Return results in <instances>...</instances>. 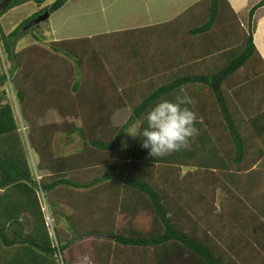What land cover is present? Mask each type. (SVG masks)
Segmentation results:
<instances>
[{
    "label": "trees",
    "instance_id": "obj_1",
    "mask_svg": "<svg viewBox=\"0 0 264 264\" xmlns=\"http://www.w3.org/2000/svg\"><path fill=\"white\" fill-rule=\"evenodd\" d=\"M68 1L43 5L45 0H12L0 12V213L5 212L0 215V243L25 248L23 256L39 264H233L217 251L225 228L218 235L215 225L224 214L210 219L201 215L211 212L208 186L213 193L215 188L226 190L227 183L248 184L253 175L235 171L252 169L253 162L260 160L252 154L257 147L254 140L264 143V111L252 113L247 132L230 112L221 83L244 67L249 70L244 78H264V62L252 34L254 13L264 0L251 7L246 31L235 37L239 42L233 57L215 74L182 75L163 85L153 82L156 73L138 65L149 59L146 53L138 49L126 57L122 52L134 47L133 40L149 38L140 31L163 30L169 39L180 33L210 38L219 25L224 26L221 31L241 27L228 0H197L157 29L49 42L33 34L35 42L17 49L25 25L43 13L51 16ZM29 2L43 6L6 32L1 17ZM3 57L9 63L5 72ZM7 79L21 106L40 180L31 169L20 125L7 100ZM187 82L211 87L216 105H210L209 114L222 120L203 125L201 106L196 123L199 134L190 148L162 158L149 157L139 138L127 142V131L143 124L144 114L155 103ZM49 114L58 120L43 121ZM74 135L81 141L78 150L56 151L57 136L59 142L65 136L68 143ZM240 164L245 167L238 168ZM182 169L187 172L180 173L179 179ZM41 192L53 219L54 236L45 221ZM192 202L197 204L195 218L184 212ZM63 206L68 213L60 211ZM145 224L153 225L154 233ZM149 248L154 250L150 256L145 251ZM8 262L19 264L14 258Z\"/></svg>",
    "mask_w": 264,
    "mask_h": 264
},
{
    "label": "crops",
    "instance_id": "obj_2",
    "mask_svg": "<svg viewBox=\"0 0 264 264\" xmlns=\"http://www.w3.org/2000/svg\"><path fill=\"white\" fill-rule=\"evenodd\" d=\"M195 1L197 0H146L147 11L150 9V12H153L152 14L154 15V17L155 15H159L161 13H170L173 16L171 18L163 16V19L152 17L150 20L142 21L139 23L135 22L126 25H119L115 28H112L111 25H109V27H107L108 25H105V28L102 30L105 32L100 31L97 34L108 33L112 31H125L132 29L135 30L153 26H155V29H157V25L170 21ZM228 1L237 14L241 27H243V29L245 28L244 30L246 31L249 19V11L253 5L259 2V0ZM159 3L164 4L160 6V8H157L156 6ZM155 4L156 6L154 8L153 5ZM36 8H38L37 5L34 6V9L31 10L24 19L35 13L37 11ZM62 8H60L54 14H58V12ZM73 13L76 12L74 11ZM51 17L52 15L48 20H50ZM23 20H18V23ZM106 20V22L110 21L108 18H106ZM253 21V42L264 62V5L255 11ZM49 22L53 34L51 39H46L47 42H49L50 40L69 38L71 34L68 35L61 32L63 24H60L58 26L53 25L52 21ZM223 27H220V29L217 30H221V28ZM227 30L229 31L225 30L219 33H211L210 38L186 37L184 34L180 33V35L174 39H169V36L163 30H145V33L149 34V38L145 42H141L139 39L133 40L131 42V46L134 47H131L129 49V52L124 51L122 52V54L126 55V57H129L134 53L133 51H137L138 49L146 53L149 59L145 63H139L138 65L144 66L148 73H156L155 75L152 74L154 76L153 82L156 84H170L172 80L182 75L212 76L220 68H222L229 59L233 57V53L236 50L235 43L237 40L234 37L235 32H233L231 29ZM153 32L155 33V35ZM142 33L143 31L138 32V34ZM61 34L64 36H62ZM155 43H157V48H155ZM135 61L136 60H132L130 62L134 65ZM159 63L161 65H159ZM246 68L247 67L240 68L229 77H227V79L221 83V89L223 90L224 97L230 112L234 116L238 117V119L240 118V122L238 125L244 126L246 128V131L249 132V119L251 118L252 113L260 114L262 110L264 111V78H258L259 80H253L252 78H248L247 76L246 78H244V74L249 73V70L246 72ZM261 73H263L264 75V65L262 64ZM180 94H186L194 100V104L190 107L198 115L201 114L204 116V118L202 117L203 125H209L206 124L209 122H215L216 124L217 121L222 120V118L219 116L217 118H212L209 114L210 105H216V102L214 100L215 98L212 89L207 83H182L180 85H177L176 89L168 92L167 95H164L162 100H174V98ZM201 106L204 107L205 111H200ZM258 119L260 118H257V120ZM261 119L262 122H264V119ZM224 133L226 132H223L222 134ZM125 137L127 138V142L132 143L133 137H131L128 133ZM59 138L60 137H58V140ZM56 140L57 138L55 139V142ZM254 141L257 142V147L256 150L253 151L252 155H256L255 157L260 158V160L253 162L251 166L252 169L242 170L241 172H238L237 170L235 171V173L239 174L241 173L253 175V177L249 179L250 182L254 181L257 178L256 175L258 173L264 172V154H261V157L259 156V153L264 149V143H262L260 138ZM70 152H64V154ZM240 166L245 167L244 164H240L238 168H240ZM193 171L194 173H197V171ZM186 172V169H182L181 172L179 171V173L184 174ZM248 185L250 184L248 183ZM60 211L68 213V209L64 208V206L60 207ZM1 214L4 216L5 212L2 211L0 215ZM4 220L5 219L3 218L1 221ZM217 220L221 221V223H226L225 225L221 224L219 226V232H221L224 228L226 232L224 231V234H221L218 238L220 239V241H217V245L219 244L221 246L218 247L217 251L224 257L227 263L264 264V215H254L251 213L227 216L221 215V219ZM229 229H232L234 232H230ZM148 230L154 233V226L149 225ZM222 238L223 241L221 240ZM223 246H225V248H223ZM151 250L153 254L154 250ZM26 251L27 250L25 248L19 249L15 247H6L0 243L1 264H7V262H10V260L13 258L18 259L19 264H39L37 263L38 261L30 262V256L24 257L23 253H25Z\"/></svg>",
    "mask_w": 264,
    "mask_h": 264
},
{
    "label": "rangeland",
    "instance_id": "obj_3",
    "mask_svg": "<svg viewBox=\"0 0 264 264\" xmlns=\"http://www.w3.org/2000/svg\"><path fill=\"white\" fill-rule=\"evenodd\" d=\"M52 1L53 0H45L43 5H48ZM163 4L164 3L161 4L159 3L157 4V6L156 4L153 6L154 8L155 6L157 8H160V6H162ZM34 6H35L34 3L29 2L28 4H23L20 7L9 10L1 17V24L3 26V29L7 32L12 30L18 23V20H23L25 16L31 10L34 9ZM41 7H38L39 10ZM38 8H36L37 11ZM74 11L76 13H73ZM152 13L150 12V9L147 11L146 0H69L63 6V8L58 12V14H52L50 20H43L36 25L37 28L33 26L35 28L31 27L25 30L24 31L25 35L18 42L17 49H20L24 46H27L35 42L33 34H37L38 36L40 35L45 39H51L53 33H52V29L50 28L49 21H52L53 25L59 26L60 24H63V28L61 29V32L63 34H68V35L71 34L69 38H72L78 36L83 37V36H92L94 34L96 35L105 28V25H108L107 27L111 25L112 28H115L119 25H126L135 22L139 23L142 21L150 20L152 17L163 19V16L169 18L173 16L170 13L169 14L161 13L159 15H155L154 17ZM106 18H108L110 21L106 22L107 21ZM220 26L223 27L222 25ZM231 30L235 32L234 37H239L242 34L241 32L243 31V27L241 28L240 26L235 25ZM220 31L221 30H217L216 28V30L213 33H219ZM238 42L239 41H236L235 45H237ZM156 44L157 43H155V48H157ZM3 58L4 59H1V64H2V69L5 72L6 68H8L9 66V63L7 62L5 57ZM6 90L8 97L7 100L13 106L14 115L17 119L18 124L20 125L21 139L25 148L27 159L30 161V166L31 164L36 165L37 156L30 144L27 126L25 125L24 120L22 119V115L20 111L21 106L18 102L17 95H16L17 98L15 97V91L9 79H7ZM48 120H58V117H56V115L54 114H49L46 118L43 119V121H48ZM60 141L61 142H59L57 136V140L55 142L56 143L55 147L57 152L64 153V152L76 151L81 146V141L77 135L72 136L71 141H68V143H67V138L65 136H62ZM218 176L221 177L222 175H218ZM256 176L257 178L254 181L249 182L250 185L241 181L239 185L236 186L228 185L227 183L226 190L223 188H215L213 190V193L211 187L208 186L207 187L208 190L206 191L209 194L208 198L210 202L209 205L211 207L210 210L211 212H205L206 213L205 215L204 214L201 215L203 216V219H210L217 214H224L223 216L250 214L251 212L253 213V210L257 214H264V172L258 173ZM178 177L180 179V173L178 174ZM192 192H195V188H193ZM185 205H183V207H185ZM196 205L197 204H194L193 202L190 203V205L186 206L187 210L186 211L184 210V212H186V214H189V216H191L192 218H195L196 211L193 209V207H195ZM145 225H147L145 226V228H148L149 224H145ZM220 225H221V221H218V223H216L215 225V228L217 226L216 234L218 235H220L219 232ZM52 229H53V225H52ZM217 238L218 236L215 237V241H217ZM150 250H151L150 248L145 250L149 256L151 252ZM82 263L84 264L85 261Z\"/></svg>",
    "mask_w": 264,
    "mask_h": 264
},
{
    "label": "clouds",
    "instance_id": "obj_4",
    "mask_svg": "<svg viewBox=\"0 0 264 264\" xmlns=\"http://www.w3.org/2000/svg\"><path fill=\"white\" fill-rule=\"evenodd\" d=\"M193 104L194 100L186 94L177 95L174 100H161L144 114L143 124L132 126L127 133L139 138L141 147L155 159L187 150L191 140L199 134L198 115L190 107ZM123 146L127 147L126 142ZM31 167L34 171L33 164Z\"/></svg>",
    "mask_w": 264,
    "mask_h": 264
},
{
    "label": "built area",
    "instance_id": "obj_5",
    "mask_svg": "<svg viewBox=\"0 0 264 264\" xmlns=\"http://www.w3.org/2000/svg\"><path fill=\"white\" fill-rule=\"evenodd\" d=\"M33 167H34V173H35L36 179L40 180L41 179V175H39V173L36 170L34 164H33ZM40 201H41L42 210L44 211V214H45L46 224H47L49 230L51 229L50 230L51 235L54 236V232H53V229H52L53 219L51 217V214L49 213V209H48V206H47V203H46V199H45V196H44V194L42 192L40 193Z\"/></svg>",
    "mask_w": 264,
    "mask_h": 264
},
{
    "label": "water",
    "instance_id": "obj_6",
    "mask_svg": "<svg viewBox=\"0 0 264 264\" xmlns=\"http://www.w3.org/2000/svg\"><path fill=\"white\" fill-rule=\"evenodd\" d=\"M12 0H0V12H2L3 10H5L7 8V6L9 5V3ZM48 13H43L40 16L36 17L35 19L31 20L27 25L24 26V29H28L29 27L40 23L41 21L45 20L48 18Z\"/></svg>",
    "mask_w": 264,
    "mask_h": 264
}]
</instances>
